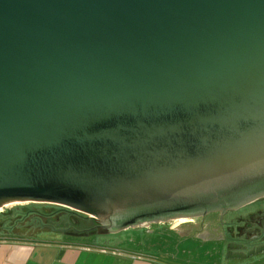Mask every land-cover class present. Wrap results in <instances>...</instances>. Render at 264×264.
Here are the masks:
<instances>
[{"label": "water", "instance_id": "obj_1", "mask_svg": "<svg viewBox=\"0 0 264 264\" xmlns=\"http://www.w3.org/2000/svg\"><path fill=\"white\" fill-rule=\"evenodd\" d=\"M264 196V0H0V209L108 233Z\"/></svg>", "mask_w": 264, "mask_h": 264}, {"label": "rangeland", "instance_id": "obj_2", "mask_svg": "<svg viewBox=\"0 0 264 264\" xmlns=\"http://www.w3.org/2000/svg\"><path fill=\"white\" fill-rule=\"evenodd\" d=\"M251 212L264 216V199L227 211L221 215V224L219 214L214 212L205 218L190 217L180 224L162 222L108 233L109 230L95 227L97 222L89 223L84 218L87 215L73 208L29 201L11 204L0 211V233L41 237L47 241H83L86 245L101 243L104 258L108 255V264L116 260L119 264L121 261L125 264H227L223 248L230 244L232 235L238 236L237 228L244 226ZM72 228L77 235L69 236L74 231Z\"/></svg>", "mask_w": 264, "mask_h": 264}, {"label": "crops", "instance_id": "obj_3", "mask_svg": "<svg viewBox=\"0 0 264 264\" xmlns=\"http://www.w3.org/2000/svg\"><path fill=\"white\" fill-rule=\"evenodd\" d=\"M82 242L47 241L41 237L35 239L0 233V264H108V255L104 258L105 250L101 243L86 245ZM229 243L223 248L227 264H264L262 238L233 235ZM113 264L119 263L116 260ZM120 264L125 263L121 261Z\"/></svg>", "mask_w": 264, "mask_h": 264}, {"label": "flooded vegetation", "instance_id": "obj_4", "mask_svg": "<svg viewBox=\"0 0 264 264\" xmlns=\"http://www.w3.org/2000/svg\"><path fill=\"white\" fill-rule=\"evenodd\" d=\"M260 199L263 200L264 196L261 197ZM260 199H258V200H260ZM252 203H250V204H252ZM247 210H249V209H247ZM212 213H214V212H212ZM209 214H211V213H208L205 216L200 217V218H205ZM219 216H220L219 222L221 224V220H220L221 219V215L219 214ZM95 227H100V225L98 224ZM228 230L232 231V229H228ZM237 231H238L237 234H238L239 237H249V238L255 237L256 239H261L262 238V240H264V216L261 215L260 212L259 213L258 212L257 213L256 212H254V213L251 212L249 214L248 219L247 220L245 219L244 226L243 227L239 226L237 228Z\"/></svg>", "mask_w": 264, "mask_h": 264}, {"label": "trees", "instance_id": "obj_5", "mask_svg": "<svg viewBox=\"0 0 264 264\" xmlns=\"http://www.w3.org/2000/svg\"><path fill=\"white\" fill-rule=\"evenodd\" d=\"M261 200V199H260ZM246 209V208H245ZM68 212V210L66 211V213ZM63 212L61 211L60 212V214H62ZM217 214H215V215H218V214H220L219 212H216ZM209 216V215H208ZM84 218H86V219H88L87 221L89 222V223H95V221L92 219V218H89V217H87V216H84ZM209 218V217H208ZM210 219V218H209ZM212 219V218H211ZM215 219H217V218H215ZM219 221V220H218ZM72 230H74V231H71V233L69 234V236L70 235H77V234H74L75 232H77L76 231V229L75 228H72ZM80 230H83L84 231V229H80ZM80 230H78V231H80ZM87 234V233H86ZM65 235H67V233L65 234Z\"/></svg>", "mask_w": 264, "mask_h": 264}, {"label": "bare ground", "instance_id": "obj_6", "mask_svg": "<svg viewBox=\"0 0 264 264\" xmlns=\"http://www.w3.org/2000/svg\"><path fill=\"white\" fill-rule=\"evenodd\" d=\"M25 203H29V202H20V201H17V202H14V203H12V204H25ZM10 206V205H9ZM0 211H2V209H0ZM188 219H186V220H182V219H177L176 221H175V223L176 224H180V223H182V222H185V221H187Z\"/></svg>", "mask_w": 264, "mask_h": 264}]
</instances>
